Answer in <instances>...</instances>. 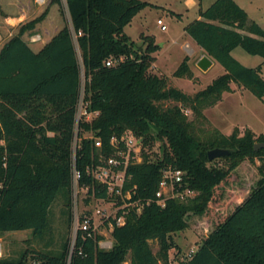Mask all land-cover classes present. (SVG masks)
<instances>
[{
	"label": "trees",
	"instance_id": "trees-1",
	"mask_svg": "<svg viewBox=\"0 0 264 264\" xmlns=\"http://www.w3.org/2000/svg\"><path fill=\"white\" fill-rule=\"evenodd\" d=\"M71 25L64 26L43 46L34 50L23 37L41 16L20 28L0 49V232L32 229L37 238L50 230V210L58 196L66 200V221L72 222L71 151L76 104L84 69V100L89 110H99L91 120H82L78 166L95 197L107 196L106 188L85 174L88 164L98 162L102 152L115 148L110 140L131 129L142 138L143 160L131 163L126 187L136 185L137 197H152L162 170L173 166L185 171L184 185L196 191L188 199L155 202L142 212H131L123 225L114 226L110 248L88 238L85 255L74 254L71 264H169L176 242L172 233L190 227L189 216L208 214L212 228L197 250L177 264H264V133L251 128L243 134L235 128L224 133L216 128L201 130L196 120L205 119L204 109L217 103L231 82L250 89L264 101V28L236 0H214L207 7L199 2L198 14L185 31L225 72L194 93L170 85L163 74L151 71L158 47L142 35L140 50L124 27L149 0H66ZM76 33V37L74 36ZM242 46L263 57L262 64L247 66L232 50ZM112 60L111 65L106 61ZM175 75L192 77L185 58ZM173 100L164 105L163 101ZM192 111L193 117L187 110ZM86 132L91 136H85ZM157 144V145H156ZM230 148L223 164H213L208 150ZM260 177L231 211L217 210L224 200L225 185L239 180V165L254 162ZM151 240H157L155 250ZM69 240L59 249H23L18 257H1L0 264H65ZM180 251V247H177Z\"/></svg>",
	"mask_w": 264,
	"mask_h": 264
},
{
	"label": "rangeland",
	"instance_id": "rangeland-1",
	"mask_svg": "<svg viewBox=\"0 0 264 264\" xmlns=\"http://www.w3.org/2000/svg\"><path fill=\"white\" fill-rule=\"evenodd\" d=\"M133 16L131 21L124 27L125 32L135 42L137 49L145 50L146 41L142 35L152 37L158 47L151 54L154 60L151 71L163 74L168 78L170 85H175L188 93H194L206 87L216 77L225 72L224 66L217 60L204 70L197 61L202 55V50L197 43L185 31V26L197 17L199 2L203 7H207L214 0H149ZM241 4L249 16L256 20L264 28V0H236ZM41 16V20L34 28L24 31L23 37L28 41L34 50L40 49L54 34L64 26L71 25L70 15L66 0H0V49L14 35L20 32V28ZM158 19H162L167 26L161 28ZM36 35L37 40H31ZM80 60L81 81L84 86L85 74ZM232 54L247 66H257L262 64L263 57L260 54H252L242 46H237L232 50ZM187 58V62L192 71V77L175 75L182 61ZM264 78V63L262 72ZM233 89L225 91L222 98L212 106L204 109L205 119L196 120L201 130L218 129L224 133H231L235 128L243 134L245 129L251 128L256 135L264 133V101L255 95L250 89L236 81L231 82ZM173 100L163 101L164 105L172 103ZM193 117L192 111H186ZM87 135L90 133L86 132ZM157 145V144H156ZM213 164L222 165L223 159L220 157L212 160ZM261 161L256 158L254 162L245 160L237 171L239 180L225 185L224 200L217 208L223 214L232 210L237 202L242 200L248 190L255 186L260 177L257 166ZM84 193L79 194V209L84 208ZM188 199V198H187ZM110 202H104L91 197L86 207L95 210L97 207L110 206ZM112 206V205H111ZM68 207L64 196H58L50 210L51 227L50 230L37 238L33 235L32 229L9 230L0 232V244L2 246L1 257H18L23 249L49 250L59 249L62 243L71 235V226L67 224L64 209ZM190 227L177 230L172 233L176 242L175 248L170 250V258H179L187 254L191 248L197 247L203 236L211 230L212 217L208 214L189 216ZM104 238L111 240V232L104 230ZM155 250L158 249L157 240H151ZM108 245V244H107ZM180 247V251L177 247ZM123 264H131L128 256Z\"/></svg>",
	"mask_w": 264,
	"mask_h": 264
},
{
	"label": "built area",
	"instance_id": "built-area-1",
	"mask_svg": "<svg viewBox=\"0 0 264 264\" xmlns=\"http://www.w3.org/2000/svg\"><path fill=\"white\" fill-rule=\"evenodd\" d=\"M43 2L45 0H36ZM162 29L167 26L162 19H158ZM76 37V33H74ZM39 37V35H38ZM38 37L33 35L31 40H37ZM107 65L112 64V60L106 61ZM84 72V71H83ZM99 110H89L87 102L84 100V86L81 87L80 97L76 104L74 138L72 141L71 151V196H72V222L71 235L68 243V250L65 257V264H71L74 254L85 255L83 244L88 238H95L96 234H103L104 230L112 232L114 226L123 225L127 221V216L131 212L141 213L146 205L155 202L161 206H165L167 201L172 198L184 200L189 196L195 195L196 191L184 185L185 171L181 168L168 166L162 170L158 189L155 196L137 197L136 185L126 187L130 181L131 175L128 173V167L131 163L141 162L143 160L142 138L137 136L133 130L127 129L120 136H112L111 144L115 148L110 155L102 152V140L95 139V145L99 148L98 162L94 165L88 164L85 174L94 177L107 190V196L96 198L95 189L90 191L88 183H82L84 177L82 169L78 166V148L80 147V125L82 120H91L97 116ZM85 136H91L90 134ZM84 193V208L79 209V194ZM91 197L104 202H110V206H101L91 210L86 207ZM99 245L104 248L112 246L111 240L104 237L98 241ZM108 244V245H107ZM193 247L179 258H170L169 264H177L181 260L188 259L197 250ZM2 254V246L0 244V255ZM31 264H42L41 259H33ZM163 264V263H160Z\"/></svg>",
	"mask_w": 264,
	"mask_h": 264
},
{
	"label": "water",
	"instance_id": "water-1",
	"mask_svg": "<svg viewBox=\"0 0 264 264\" xmlns=\"http://www.w3.org/2000/svg\"><path fill=\"white\" fill-rule=\"evenodd\" d=\"M212 63H213V58H211L206 53H203L197 61V64L204 70L208 69L212 65ZM260 147H264V142H256L254 144V148L256 150L259 149ZM230 151H231L230 148L217 146L208 150V157L209 159L212 160L217 157L225 156L229 154Z\"/></svg>",
	"mask_w": 264,
	"mask_h": 264
},
{
	"label": "crops",
	"instance_id": "crops-1",
	"mask_svg": "<svg viewBox=\"0 0 264 264\" xmlns=\"http://www.w3.org/2000/svg\"><path fill=\"white\" fill-rule=\"evenodd\" d=\"M200 48V47H199ZM201 49V48H200ZM202 50V49H201ZM203 54V53H202ZM213 61H214V59H213ZM198 247V246H197Z\"/></svg>",
	"mask_w": 264,
	"mask_h": 264
}]
</instances>
